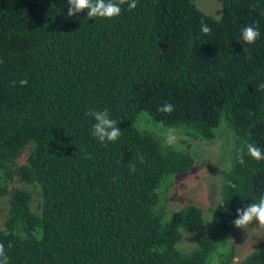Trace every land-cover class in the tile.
<instances>
[{
  "label": "trees",
  "instance_id": "16d2710c",
  "mask_svg": "<svg viewBox=\"0 0 264 264\" xmlns=\"http://www.w3.org/2000/svg\"><path fill=\"white\" fill-rule=\"evenodd\" d=\"M68 7L0 0V196L9 206L0 243L9 264H233L236 210L264 196V160L236 161L246 143L264 150V0H221L219 18L194 0H138L113 19L69 17ZM250 24L260 30L251 45L241 39ZM24 78L27 87H10ZM165 102L171 114L158 111ZM105 108L120 122L115 142L93 137L86 115ZM143 114L187 140L165 145L136 126ZM221 125L231 157L207 210L212 229L180 249L203 211L168 214L167 190L194 167L190 141H215ZM16 180L39 188V214ZM239 264H264V240Z\"/></svg>",
  "mask_w": 264,
  "mask_h": 264
},
{
  "label": "rangeland",
  "instance_id": "374dc122",
  "mask_svg": "<svg viewBox=\"0 0 264 264\" xmlns=\"http://www.w3.org/2000/svg\"><path fill=\"white\" fill-rule=\"evenodd\" d=\"M194 2L196 7L206 15L214 18L220 17L221 0H194ZM140 124L144 126L142 128L153 130L165 139L168 130L162 125L154 123L147 115L143 114L139 117L136 126L140 127ZM222 127L224 126L221 125L218 128L217 138L211 143L190 141V153L194 159V167L189 173L176 176L172 180V186L167 190L166 208L168 214L186 205H193L203 211L202 228L197 233H183L181 241L178 243L180 249L190 247L211 232L212 225L207 210L212 202L219 197L231 157L232 134L225 129L226 127L221 130ZM175 135L177 137L176 143L187 140L186 137L177 134V132ZM30 149L28 147L22 152L15 162L17 166L25 162ZM13 187L23 189L30 194L31 209L34 213L39 214L41 203L39 188L35 185L21 183L18 180L14 182ZM8 208V196H0V230L4 229ZM229 237L234 248L233 264H239L264 240V224L253 222L242 229L234 227Z\"/></svg>",
  "mask_w": 264,
  "mask_h": 264
},
{
  "label": "clouds",
  "instance_id": "9594fccd",
  "mask_svg": "<svg viewBox=\"0 0 264 264\" xmlns=\"http://www.w3.org/2000/svg\"><path fill=\"white\" fill-rule=\"evenodd\" d=\"M69 7L66 10V14L69 17L74 16L77 13L86 11L88 18H102V19H113L118 17L122 12V6L127 4L129 11L134 10L137 7L138 0H67ZM201 31L204 34H209L212 29L211 27L201 21ZM260 38L259 26L256 24H250L243 27L241 31V39L246 44H254ZM28 79H20L19 81H11L10 87H20L28 86ZM258 88L264 90V83H260ZM158 111L161 113L171 114L174 111V105L165 102ZM87 116L91 117L94 121L92 125V135L99 142H115L121 135L122 130L118 127L119 121L113 119L110 116L109 110H91L86 113ZM175 129H168L165 136V145L171 146L177 142V137L175 135ZM246 149V151H245ZM245 155L251 157L253 160L259 162L264 160V150L259 148L253 143H246L238 149L236 155V161L240 165H245L246 161L244 159ZM86 158H90L86 155ZM143 158H141V163H143ZM129 171L135 173V165L129 166ZM233 188L236 187L231 181L228 182ZM223 205V204H222ZM237 218L233 221V224L237 228H245L253 222H258L264 224V196H261L258 201L249 203L246 208H238L236 210ZM11 247V245H9ZM10 258L6 253V249L3 243H0V264H9Z\"/></svg>",
  "mask_w": 264,
  "mask_h": 264
}]
</instances>
